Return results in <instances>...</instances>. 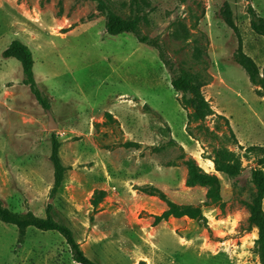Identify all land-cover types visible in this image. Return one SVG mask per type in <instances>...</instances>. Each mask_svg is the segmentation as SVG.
Here are the masks:
<instances>
[{
    "label": "rangeland",
    "instance_id": "obj_1",
    "mask_svg": "<svg viewBox=\"0 0 264 264\" xmlns=\"http://www.w3.org/2000/svg\"><path fill=\"white\" fill-rule=\"evenodd\" d=\"M108 2L130 16L131 0ZM141 2L146 32L161 38L177 69L203 77L215 114L194 121L158 51L131 34L108 35L94 0H0V198L43 218L52 204L96 264H218L187 245L219 252L223 264H260L245 206L256 195L251 170L260 156L246 149L264 148V96L236 63L239 39L221 11L230 5L244 51L263 72L264 37L252 31L248 8L264 18V0ZM15 40L33 52L56 129L23 84L21 64L2 55ZM54 136L69 170L52 198ZM223 146L242 159L237 180L215 171L211 159ZM190 158L219 176L221 204L207 205L205 188L187 186ZM150 188L201 207L207 225L182 218L154 226L167 206L143 192ZM96 191L106 194L95 207ZM0 264L77 263L58 233L29 228L21 238L0 221Z\"/></svg>",
    "mask_w": 264,
    "mask_h": 264
},
{
    "label": "trees",
    "instance_id": "obj_2",
    "mask_svg": "<svg viewBox=\"0 0 264 264\" xmlns=\"http://www.w3.org/2000/svg\"><path fill=\"white\" fill-rule=\"evenodd\" d=\"M97 2L98 11L106 17V32L110 36L121 34H131L136 40L145 46L158 51L159 58L171 75V85L173 89L182 94L183 105L192 113V119L203 123L208 117L215 113L202 93L206 85L205 80L200 74L191 73L183 69H177L172 59L169 57L164 43L160 37H151L145 30L142 22V16L147 9L143 6L141 0H131L130 16L123 18L118 15L110 6L108 0H94ZM251 17V29L254 34L264 37V18L260 16L253 7L248 8ZM221 16L228 27L236 33L239 39V47L235 55L236 63L246 72L250 82L259 87L258 92L264 96V70L263 72L243 48V40L238 27L233 19V12L229 4H225L221 11ZM5 59L13 58L17 60L23 71V84L29 87L31 93L40 104V106L49 111L51 109L50 99L40 89L36 82L34 73V57L32 50L20 40L13 41L3 52ZM238 144V143H237ZM61 142L54 136L52 138V149L50 160L54 169V184L51 189V197L55 198L61 189L69 168L65 166L60 158ZM248 153H254L260 156L258 167L251 170V182L256 189L255 197L246 202L245 206L249 211L248 230L258 229V239L256 240V249L260 258V264H264V148L250 147L246 149ZM215 171L224 174L232 180H237L244 173L242 159L235 152L223 146L214 151V157L211 159ZM187 171V186H200L207 190V205L221 204L222 185L217 174L207 173L193 158L184 162ZM144 193L158 197L167 206V209L161 214L154 216V226L162 222H167L171 218L182 219L189 218L207 225V219L203 209L194 205H179L171 201L167 195L157 188L144 189ZM105 191H96L93 205L96 207L100 200L105 196ZM54 206L49 204L46 209V217H39L32 211L16 212L5 206L0 198V221L7 225L15 226L18 229L21 238L26 236L29 228H35L42 232H55L61 235L66 241L72 254L73 261L77 264H96L88 258L81 248L80 243L75 237L74 231L64 222L58 221L54 217Z\"/></svg>",
    "mask_w": 264,
    "mask_h": 264
},
{
    "label": "crops",
    "instance_id": "obj_3",
    "mask_svg": "<svg viewBox=\"0 0 264 264\" xmlns=\"http://www.w3.org/2000/svg\"><path fill=\"white\" fill-rule=\"evenodd\" d=\"M171 219H175V218H171ZM185 248H189V249H194L197 251L201 252V256H206V258L210 261V260H216L218 264H223V259L221 257V255H219V252H215V253H208L207 251H204L203 248H197V247H193L192 245H187L185 246ZM220 259V260H219Z\"/></svg>",
    "mask_w": 264,
    "mask_h": 264
},
{
    "label": "water",
    "instance_id": "obj_4",
    "mask_svg": "<svg viewBox=\"0 0 264 264\" xmlns=\"http://www.w3.org/2000/svg\"><path fill=\"white\" fill-rule=\"evenodd\" d=\"M48 117H49V123H48V128L50 130L56 129L58 125L56 124L54 117L52 116L50 111H47ZM52 202V201H51Z\"/></svg>",
    "mask_w": 264,
    "mask_h": 264
}]
</instances>
